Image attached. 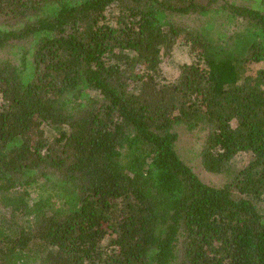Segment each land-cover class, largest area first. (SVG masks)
I'll use <instances>...</instances> for the list:
<instances>
[{
    "label": "trees",
    "instance_id": "16d2710c",
    "mask_svg": "<svg viewBox=\"0 0 264 264\" xmlns=\"http://www.w3.org/2000/svg\"><path fill=\"white\" fill-rule=\"evenodd\" d=\"M0 264H264V0H0Z\"/></svg>",
    "mask_w": 264,
    "mask_h": 264
},
{
    "label": "rangeland",
    "instance_id": "374dc122",
    "mask_svg": "<svg viewBox=\"0 0 264 264\" xmlns=\"http://www.w3.org/2000/svg\"><path fill=\"white\" fill-rule=\"evenodd\" d=\"M190 55L182 47H176L165 59V63L161 69L162 82H171L177 73L178 66L182 63L189 62ZM260 68L258 64H248L246 66V73L253 76ZM176 141L174 150L179 159L192 168L193 173L200 181L212 187H219L224 183V177L221 175H214L206 173L202 170L197 157L199 138L201 133L198 131H187L184 128H176Z\"/></svg>",
    "mask_w": 264,
    "mask_h": 264
}]
</instances>
